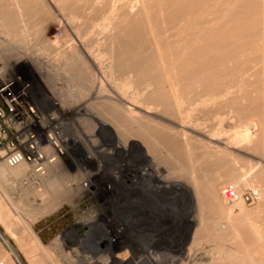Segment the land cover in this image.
<instances>
[{"label":"rangeland","instance_id":"obj_1","mask_svg":"<svg viewBox=\"0 0 264 264\" xmlns=\"http://www.w3.org/2000/svg\"><path fill=\"white\" fill-rule=\"evenodd\" d=\"M190 41L215 63L178 77ZM50 54L88 97L91 143L73 154L93 176L35 191L8 174L2 238L39 232L34 264H264V0H0V61ZM225 186L261 200L226 205ZM0 264H17L1 245Z\"/></svg>","mask_w":264,"mask_h":264},{"label":"built area","instance_id":"obj_2","mask_svg":"<svg viewBox=\"0 0 264 264\" xmlns=\"http://www.w3.org/2000/svg\"><path fill=\"white\" fill-rule=\"evenodd\" d=\"M64 65L53 54L33 55L13 66L0 61V165L23 168L9 180L14 187L72 189L77 178L87 187L93 176L73 154L77 142L91 143L88 97H79L60 77ZM221 197L229 206L261 200L256 189L239 193L233 186H225Z\"/></svg>","mask_w":264,"mask_h":264},{"label":"bare ground","instance_id":"obj_3","mask_svg":"<svg viewBox=\"0 0 264 264\" xmlns=\"http://www.w3.org/2000/svg\"><path fill=\"white\" fill-rule=\"evenodd\" d=\"M79 1V0H78ZM82 1V0H81ZM88 1V0H87ZM188 1V0H187ZM192 1V0H191ZM22 2V1H21ZM24 2V1H23ZM57 2V1H56ZM68 2V1H67ZM186 2V1H185ZM31 3V2H30ZM22 4H24V3H22ZM88 4V3H87ZM180 4V3H179ZM21 5V4H20ZM250 5V4H249ZM28 7V6H27ZM30 7V6H29ZM73 7V6H72ZM26 8V7H25ZM39 8V7H38ZM17 9H18V7H17ZM33 9V8H32ZM36 9V8H35ZM72 9H74V8H72ZM247 10V9H246ZM20 11V10H19ZM21 12V11H20ZM31 14V13H30ZM72 16V15H71ZM243 17V16H242ZM25 18V17H24ZM11 19V18H10ZM12 21V20H11ZM244 23V22H243ZM242 23V24H243ZM9 25H11V23L9 24ZM211 28V27H210ZM39 30V29H38ZM251 32V31H250ZM196 35H198V34H196ZM195 35V33H194V36H196ZM209 35V34H208ZM231 35V34H230ZM229 35V36H230ZM193 36V35H192ZM191 36V37H192ZM198 36H200V35H198ZM201 37V36H200ZM154 38V42H155V37H153ZM198 38V37H197ZM196 38V39H197ZM249 38V37H248ZM37 39H39V38H37ZM158 39V38H157ZM217 39V38H216ZM242 39V38H241ZM44 40V39H43ZM193 40V39H192ZM191 40V41H192ZM200 40V39H199ZM198 40V41H199ZM202 40V39H201ZM209 40V39H208ZM214 40V39H213ZM243 40V39H242ZM157 41V40H156ZM190 41V42H191ZM197 40H196V42L199 44V42H198ZM224 41V40H223ZM240 41V40H239ZM163 42V41H162ZM161 42V43H162ZM193 42V41H192ZM192 42L191 43H187V44H185V45H183L182 47H179V48H177L176 50V54H174V59H175V61L174 60H172L171 62L173 63V61H174V64H175V62H176V60H179V59H183L185 56H188V55H190L191 56V60H189L188 62H185L184 64H183V66L185 67V68H187V69H189V71L188 70H186V69H183V67H179L178 68V73H179V75H178V77L180 76L181 77V75L182 74H184L185 75V73H189L190 72V70L192 71V68L194 69V68H197L198 66H200L199 64L201 63L200 61H199V57L200 58H207V57H213L214 55H212L213 54V47H212V45H210L209 44V46H202V48L200 49H193L192 47ZM143 43V42H142ZM157 43V42H156ZM232 43H234V42H232ZM257 43V42H256ZM145 44V43H144ZM157 44H159V40H158V43ZM212 44V43H211ZM229 44V43H228ZM147 45V44H146ZM155 45V44H154ZM160 45V44H159ZM142 46V45H141ZM150 46V45H149ZM192 46V47H191ZM74 47V46H73ZM153 47V46H152ZM157 47V46H156ZM159 47V46H158ZM158 47H157V49H158ZM199 47V46H198ZM221 47H222V45H221ZM71 48V47H70ZM141 48V47H140ZM147 48V47H146ZM150 49H151V47H149ZM161 48H163V47H161ZM160 47H159V49H161ZM258 48V47H257ZM148 49V48H147ZM233 49V48H232ZM163 51H164V49H162ZM162 50H160L159 52L160 53H162V55H159L158 57H160V56H165V58H167L168 57V59H166L167 60V62H168V60H169V58H172V56H168V55H166L165 54V52H163ZM249 50V49H248ZM256 50V49H255ZM147 51V50H146ZM150 51V50H149ZM158 51V50H157ZM259 51V50H258ZM154 52V51H153ZM158 52V54H160ZM144 53H146V52H144ZM148 53V52H147ZM245 53V52H244ZM260 53V52H259ZM141 54V53H140ZM154 54V53H153ZM261 54H262V52H261ZM142 56L141 57H143L144 55H143V53L141 54ZM146 55V54H145ZM148 55V54H147ZM150 55H152L151 53H150ZM224 55H226V53L224 54ZM224 55H222V56H224ZM260 55V54H259ZM167 56V57H166ZM194 56H195V58H194ZM199 56V57H198ZM221 56V55H220ZM139 57H140V55H139ZM140 57V58H141ZM148 57H151V56H148ZM147 56H146V58H148ZM154 57V56H153ZM152 57V58H153ZM237 57V56H236ZM255 57V56H254ZM139 58V59H140ZM163 58V57H162ZM218 58H220V57H218ZM211 59V58H210ZM208 60V58H207V60L208 61H211L212 59L213 60H215V57L214 58H212L211 60ZM221 59V58H220ZM223 59V58H222ZM221 59V60H222ZM250 59V58H249ZM261 59V58H260ZM148 60V59H147ZM149 60H151V61H155V60H153V59H149ZM160 60V59H159ZM162 60V59H161ZM171 60V59H170ZM212 60V61H213ZM262 60H264L263 58H262ZM137 61H138V56H137ZM142 61V60H141ZM141 61H138V63H141ZM164 61V60H163ZM206 61V60H205ZM211 61V62H212ZM226 61V60H225ZM131 62V61H130ZM143 62V61H142ZM160 62V61H159ZM200 62V63H199ZM207 62V61H206ZM210 62V63H211ZM216 62H218V61H216ZM224 62V61H223ZM137 63V64H138ZM145 63V62H144ZM151 63H154V62H151ZM166 63V62H165ZM165 63H163V64H165ZM169 63V62H168ZM209 63V62H208ZM213 63V62H212ZM215 63V62H214ZM213 63V64H214ZM252 63H254V60H253V62ZM262 63V62H261ZM145 65H146V63H145ZM148 65H150V63L148 64ZM162 65V64H161ZM166 65V64H165ZM168 65H170V64H168ZM173 65V64H172ZM211 64H209V66H210ZM135 66V65H134ZM140 66V65H139ZM142 66V65H141ZM152 66V65H151ZM174 66V65H173ZM201 66H203V65H201ZM143 67V66H142ZM147 67V66H146ZM169 67V66H168ZM167 67V68H168ZM204 67V66H203ZM215 67V66H214ZM126 68H127V66H126ZM156 68V67H155ZM170 68V67H169ZM199 68L200 67H198V70H199ZM150 69H153V68H150ZM175 69V68H174ZM204 69H206L205 67H204ZM203 69V70H204ZM214 69V68H213ZM128 70V69H127ZM156 70V69H155ZM164 70H166V69H164ZM172 70V68L171 69H168V73L169 74H173V73H175L174 72V70L173 71H171ZM177 70V69H176ZM201 70V69H200ZM203 70H201L202 72H203ZM152 71H154V69L152 70ZM206 71V70H205ZM150 72H151V70H150ZM155 72H157V71H155ZM163 72V71H162ZM176 72V73H177ZM207 72V71H206ZM205 72V73H206ZM164 73L166 74V72L164 71ZM176 73H175V75H176ZM189 74H191L192 75V73L190 72ZM194 75L196 74V73H193ZM198 74V73H197ZM157 75V74H156ZM174 75V76H175ZM193 75V76H194ZM200 75V74H199ZM150 76V75H149ZM160 76V75H159ZM170 76V75H169ZM187 76V75H186ZM202 76V75H201ZM170 77H173V75L172 76H170ZM177 77V76H176ZM191 77V76H190ZM190 77L188 78V80L190 79ZM193 78V82H194V77H192ZM191 78V79H192ZM197 78V77H196ZM201 78V77H200ZM177 79V78H176ZM185 78H183L182 80H184ZM145 80V79H144ZM179 80L180 79H178L177 81L179 82ZM199 80H201V79H199ZM191 81V80H190ZM149 82V81H148ZM173 83H174V81H172ZM205 82V81H204ZM203 82V83H204ZM198 83V82H197ZM150 84V83H149ZM208 84V83H207ZM195 86V85H194ZM205 86V85H204ZM176 87V86H175ZM222 87V86H221ZM177 88V87H176ZM196 88V87H195ZM203 88V87H202ZM201 87H200V89H202ZM173 89H175V88H173ZM188 89V88H187ZM206 89V91L208 92V90L209 89H207V88H205ZM204 89V90H205ZM220 89V88H219ZM167 90V89H166ZM185 90V89H184ZM221 90V89H220ZM147 91V90H146ZM181 91V90H180ZM206 91H204V93L206 92ZM216 91V90H215ZM224 92H222V93H226L225 91V89L223 90ZM203 92V91H202ZM218 92V91H217ZM220 92V91H219ZM199 93V92H198ZM211 93V92H210ZM222 93H221V95H222ZM175 94V93H174ZM195 94V93H194ZM215 94V93H214ZM191 95V94H190ZM189 95V96H190ZM216 95V94H215ZM218 95V94H217ZM217 95H216V98H217ZM220 95V94H219ZM225 95V94H224ZM194 96V95H193ZM206 96H208V95H206ZM210 96V98H208V101H209V99H215L213 96H211V95H209ZM154 97V96H153ZM177 97V96H176ZM219 97V96H218ZM207 98V97H206ZM193 99V98H192ZM198 101V100H197ZM200 101H201V99H200ZM208 101H203V102H205V104L207 105V103H208ZM211 101V100H210ZM215 101V100H214ZM216 101H219V100H216ZM194 102V101H193ZM207 102V103H206ZM213 102V101H212ZM158 103V102H157ZM192 103V102H191ZM200 103V102H199ZM201 103H202V101H201ZM217 103V102H216ZM216 103H215V105H216ZM179 104V103H178ZM182 104V103H181ZM193 104V103H192ZM204 103L202 104L203 106H206ZM201 105V104H200ZM209 105V104H208ZM211 105V104H210ZM147 106V105H146ZM186 106V105H185ZM192 106V105H191ZM211 106H213V105H211ZM197 107H199V106H197ZM190 108V107H189ZM201 109V108H200ZM195 110V109H194ZM146 111V112H145ZM145 111H143L144 113L143 114H146L147 113V111L148 110H145ZM158 111V110H157ZM186 111V110H185ZM201 111V110H200ZM186 113V112H185ZM189 113V112H188ZM187 113V114H188ZM181 115V114H180ZM220 116V115H219ZM185 117H187V116H185ZM220 118V117H219ZM188 119V118H187ZM213 119V118H212ZM181 120V119H180ZM189 120V119H188ZM191 120V119H190ZM215 120V119H214ZM148 121V120H147ZM183 121V120H182ZM135 124V123H134ZM138 126V125H137ZM249 130V129H248ZM145 131V130H144ZM242 131V130H241ZM240 135V134H239ZM244 135V134H243ZM246 135V134H245ZM237 137H239V136H237ZM240 137H242V135L240 136ZM250 138V137H249ZM184 139H187V138H184ZM242 139V138H241ZM251 139H253V138H251ZM228 140V139H227ZM238 140V139H237ZM185 141V140H184ZM189 141V140H188ZM223 141V140H222ZM233 141V140H232ZM252 141V140H251ZM250 142V141H249ZM225 143V142H224ZM232 143V142H231ZM126 144V143H125ZM131 144V143H130ZM185 144V143H184ZM186 146V145H185ZM187 147V146H186ZM119 148L121 149V150H123V151H125L126 152V149H125V147L123 148V146H121L120 145V143H119ZM112 149V148H111ZM191 156V155H190ZM196 160V159H195ZM198 160V159H197ZM193 162V161H192ZM194 164H195V162H194ZM192 166V165H191ZM190 166V167H191ZM197 166V165H196ZM192 167H194V165L192 166ZM192 169V168H191ZM195 169V168H194ZM193 171V170H192ZM22 172H23V168H17V169H3L2 167H1V169H0V183L2 182V183H5L7 180H6V176L9 174V175H11L12 176V178L11 179H13V178H18L21 174H22ZM160 172V171H159ZM192 173V172H191ZM195 173H197V172H195ZM194 174V173H193ZM204 175V174H203ZM194 182V181H193ZM199 182V181H198ZM197 182V183H198ZM10 183V182H9ZM170 184H168V186H169ZM195 185V184H194ZM193 185V186H194ZM169 187H172V186H169ZM197 187L198 186H196L195 188H196V190H197ZM195 190V189H194ZM199 191V190H198ZM198 194V193H197ZM195 197H197V196H195ZM199 197V196H198ZM239 203H236V204H234V205H238ZM199 205V204H198ZM216 206V205H215ZM222 211V210H221ZM241 212V211H240ZM226 213V212H225ZM224 213V214H225ZM227 220V219H226ZM222 227V226H221ZM218 228H219V226H218ZM219 230V229H218ZM32 233V232H31ZM102 263V262H101ZM104 264H107V262H105Z\"/></svg>","mask_w":264,"mask_h":264},{"label":"crops","instance_id":"obj_4","mask_svg":"<svg viewBox=\"0 0 264 264\" xmlns=\"http://www.w3.org/2000/svg\"><path fill=\"white\" fill-rule=\"evenodd\" d=\"M19 239L21 240L18 241V243L10 241L11 243L9 244L0 236V245L3 246V248L5 247L11 253V256L17 264H34L38 259L35 251L43 249L48 245H45L47 242L43 240V237L39 232H27L25 235L19 236ZM15 252L21 255L20 261L16 258ZM23 254H27L28 256L23 257Z\"/></svg>","mask_w":264,"mask_h":264}]
</instances>
